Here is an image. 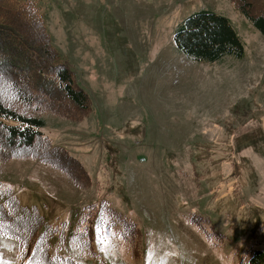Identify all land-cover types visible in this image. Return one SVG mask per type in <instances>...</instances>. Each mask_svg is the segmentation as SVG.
Instances as JSON below:
<instances>
[{
    "label": "rangeland",
    "instance_id": "rangeland-1",
    "mask_svg": "<svg viewBox=\"0 0 264 264\" xmlns=\"http://www.w3.org/2000/svg\"><path fill=\"white\" fill-rule=\"evenodd\" d=\"M31 1L91 101L79 122L47 115L40 129L86 187L38 160L0 164V185L58 227L51 245L104 202L136 226L140 255L101 229L94 258L66 246L81 264H247L264 252V34L227 0ZM199 10L229 23L240 57L194 62L174 49L175 26ZM0 253L17 264L12 240Z\"/></svg>",
    "mask_w": 264,
    "mask_h": 264
},
{
    "label": "trees",
    "instance_id": "trees-1",
    "mask_svg": "<svg viewBox=\"0 0 264 264\" xmlns=\"http://www.w3.org/2000/svg\"><path fill=\"white\" fill-rule=\"evenodd\" d=\"M227 1L264 34V0ZM172 41L179 54L194 62L212 63L225 55L242 54V44L229 23L208 10L178 23ZM90 107L75 72L51 48L32 1L0 0V164L13 159L38 160L65 175L74 187H86L79 163L64 149L52 146L40 129L47 115L77 123ZM64 228L67 234L61 231L51 245L58 227L47 224L35 207L20 205L0 185V238L15 243L17 264H81L69 256L66 246L72 254L94 258V231L112 228L132 258L140 255L136 226L104 202L83 206ZM247 264H264V252H254Z\"/></svg>",
    "mask_w": 264,
    "mask_h": 264
},
{
    "label": "snow or ice",
    "instance_id": "snow-or-ice-1",
    "mask_svg": "<svg viewBox=\"0 0 264 264\" xmlns=\"http://www.w3.org/2000/svg\"><path fill=\"white\" fill-rule=\"evenodd\" d=\"M0 264H8V262L4 260L2 253H0Z\"/></svg>",
    "mask_w": 264,
    "mask_h": 264
}]
</instances>
